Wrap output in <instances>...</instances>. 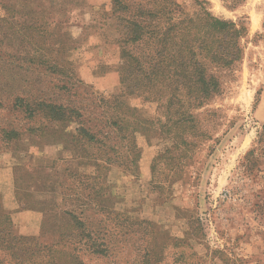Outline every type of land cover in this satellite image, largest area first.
<instances>
[{"label":"rangeland","instance_id":"obj_1","mask_svg":"<svg viewBox=\"0 0 264 264\" xmlns=\"http://www.w3.org/2000/svg\"><path fill=\"white\" fill-rule=\"evenodd\" d=\"M199 1L175 0L190 16L240 21L246 35L239 70L189 123L185 98L168 107L169 96L144 100L120 85L127 13L113 0H0V163L25 206L35 187L55 196L58 209L38 206L59 213L46 225L58 241L24 236L55 264H264V0L233 10ZM116 96L123 121L111 127L117 113L104 101ZM41 100L70 114L31 116Z\"/></svg>","mask_w":264,"mask_h":264},{"label":"trees","instance_id":"obj_2","mask_svg":"<svg viewBox=\"0 0 264 264\" xmlns=\"http://www.w3.org/2000/svg\"><path fill=\"white\" fill-rule=\"evenodd\" d=\"M113 1L119 11L127 13L118 18L117 24L120 32L117 40L120 46V66L117 69L120 85L124 88L128 83L132 91L130 95L135 94L144 100H148L147 96L151 94L155 97L156 93L159 94V101L169 96L168 107L173 104L181 106V98H185V105L189 108L187 120L193 123L194 112L219 95L224 80L239 70L243 55L241 40L246 35V28L240 21L220 19L204 9L190 16L175 0H142L128 5ZM194 1L198 5L205 4L199 0ZM222 1L231 10L245 2ZM45 3L42 2L40 8H44ZM55 7L60 12L65 10L57 4ZM24 103L23 98L16 97V106L22 107ZM104 104L117 113L110 126H120L123 121L120 97H113L104 101ZM29 112L31 116L41 112L53 121H63L70 114L62 105L50 100L34 101ZM75 131L90 141L94 140L82 127H76ZM53 181L51 185L55 183ZM30 197L34 199V206H25L19 199L16 200L21 209H39L44 212L46 225L51 217L59 214L53 213L51 207L38 206L39 203H55V196L48 189L35 187ZM50 206L55 209L60 207L57 202ZM72 210L65 213L72 216L76 226H81ZM41 248L45 247L32 244V239L14 233L10 215L0 209V264H55L50 253H45ZM90 249L93 254L103 257L107 251L104 246Z\"/></svg>","mask_w":264,"mask_h":264},{"label":"crops","instance_id":"obj_3","mask_svg":"<svg viewBox=\"0 0 264 264\" xmlns=\"http://www.w3.org/2000/svg\"><path fill=\"white\" fill-rule=\"evenodd\" d=\"M53 181L50 179L48 181ZM15 179L11 165L0 163V207L10 215L14 233L38 237L43 243L58 240L60 233L53 227L46 228V216L39 209H21L16 200Z\"/></svg>","mask_w":264,"mask_h":264}]
</instances>
